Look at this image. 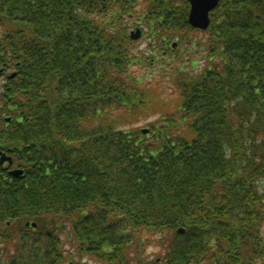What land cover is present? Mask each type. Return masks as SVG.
Listing matches in <instances>:
<instances>
[{"label": "trees", "instance_id": "obj_1", "mask_svg": "<svg viewBox=\"0 0 264 264\" xmlns=\"http://www.w3.org/2000/svg\"><path fill=\"white\" fill-rule=\"evenodd\" d=\"M187 14L0 0V264H144L149 248L160 264H264V0H219L205 31ZM129 21L152 55L203 36V66L173 68L178 105L147 133L117 119L149 102Z\"/></svg>", "mask_w": 264, "mask_h": 264}, {"label": "rangeland", "instance_id": "obj_2", "mask_svg": "<svg viewBox=\"0 0 264 264\" xmlns=\"http://www.w3.org/2000/svg\"><path fill=\"white\" fill-rule=\"evenodd\" d=\"M133 27V23L129 21L128 31ZM203 36L200 32H190L187 36L188 42L181 47L174 48L178 54L172 55L166 51L162 53L148 52V39L142 34L133 44V53L139 57H143L140 65L130 67V72L136 78L142 79V85L148 88L149 94L147 99L149 102L144 107L143 112L121 114L117 119L119 125L123 128H150L148 124L157 121L160 115L166 111L174 109L178 105V93L175 91L174 67L183 68L186 72L192 73L198 71L204 64L205 59H201L202 50L197 47V42L202 41ZM146 52V53H142ZM192 66V68H191ZM197 67L195 69V67ZM2 81H0V85ZM156 250L148 249L150 255L148 260H154ZM78 260V259H76ZM81 263V260H79Z\"/></svg>", "mask_w": 264, "mask_h": 264}, {"label": "water", "instance_id": "obj_3", "mask_svg": "<svg viewBox=\"0 0 264 264\" xmlns=\"http://www.w3.org/2000/svg\"><path fill=\"white\" fill-rule=\"evenodd\" d=\"M191 4V9L188 16V22L195 27L205 29L209 24L208 12L216 7L218 0H189ZM139 35V31H136V34L131 37L136 38ZM3 161H8L11 164V159L4 154L0 157V164ZM11 174L14 176H19L21 171L14 170L11 171ZM72 264V263H69ZM145 264H157V263H145Z\"/></svg>", "mask_w": 264, "mask_h": 264}]
</instances>
